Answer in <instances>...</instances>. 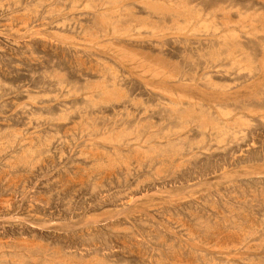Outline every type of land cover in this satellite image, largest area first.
I'll return each instance as SVG.
<instances>
[{
  "label": "rangeland",
  "instance_id": "rangeland-1",
  "mask_svg": "<svg viewBox=\"0 0 264 264\" xmlns=\"http://www.w3.org/2000/svg\"><path fill=\"white\" fill-rule=\"evenodd\" d=\"M262 184L264 0H0V264L261 254Z\"/></svg>",
  "mask_w": 264,
  "mask_h": 264
},
{
  "label": "bare ground",
  "instance_id": "bare-ground-1",
  "mask_svg": "<svg viewBox=\"0 0 264 264\" xmlns=\"http://www.w3.org/2000/svg\"><path fill=\"white\" fill-rule=\"evenodd\" d=\"M250 172H251V171H250ZM254 172H255V171H254ZM256 172H257V171H256ZM230 184H231V183H230ZM253 186H254V185H253ZM253 186H251V188H253ZM256 186H257V185H256ZM259 186H260V185L257 186V189L260 188L259 190H261V188L264 186V184H262L261 187H259ZM249 187H250V186H249ZM258 187H259V188H258ZM253 189H254V188H253ZM262 190H263V189H262ZM262 190H261V191H262ZM244 191H245V190H244ZM253 191H254V190H253ZM257 191H258V190H257ZM263 191H264V190H263ZM250 192H252V190H250ZM258 192H259V191H258ZM258 192H257V193H258ZM254 193H255V192H254ZM228 194H229V193H228ZM259 194H260V193H259ZM261 194H263V193H261ZM234 195H235V194H234ZM244 196H245V194H244ZM251 196H252V195H251ZM253 196H254V195H253ZM263 197H264V194H263ZM247 198H249V197L247 196ZM255 198H256V197H255ZM255 198H254V199H255ZM260 198H262V195H260ZM238 199H239V198H238ZM243 199H244V198H243ZM257 200H258V199H257ZM262 200H263V198H262ZM260 201H261V200H260ZM202 202H203V201H202ZM224 202H225V201H224ZM262 202H263V203H262ZM262 202L260 203V202L258 201V202L256 203L257 206H258L259 203L262 204V205L264 206V201H262ZM231 203H232V202H231ZM247 203H248V202H247ZM233 204H234V203H233ZM252 204H253V203H252ZM234 205H235V204H234ZM262 205H261V206H262ZM227 206H228V205H227ZM231 206H232V205H231ZM259 206H260V205H259ZM263 206H262V207H263ZM210 207H211V206H210ZM232 207H233V206H232ZM235 207H236V206H235ZM245 207H248V206H245ZM216 208H217V207H216ZM213 209H214V208H213ZM234 209H235V208H234ZM241 209H242V208H241ZM257 209L262 210L261 207H259V208L257 207ZM225 210H228V209H225ZM229 210H230V208H229ZM252 210H253V209H252ZM263 210H264V209H263ZM215 211H216V210H215ZM233 211H234V210H233ZM236 211H237V209H236ZM236 211H234V212L230 211V212H231V214H234L233 216L236 215V217H237L238 214H239L240 212H239V213L237 212L238 214H236ZM244 211H245V210H244ZM213 212H214V211H213ZM228 212H229V211H228ZM255 212H257V211H255ZM259 212H261V211H259ZM259 212H258V213H259ZM245 213H246V212H245ZM262 213H263V211H262ZM262 213H261V214H262ZM228 214H230V213H228ZM231 214H230V215H231ZM254 214H255V213H254ZM256 214H257V213H256ZM208 215H209L208 217H210V214H208ZM211 215H213V214L211 213ZM230 215H227V216H230ZM239 215H240V214H239ZM206 216H207V215H206ZM219 216H220V215H219ZM257 216H258V215H257ZM202 217H204V216H202ZM211 217H212V216H211ZM238 217H239V216H238ZM238 217H237V218H238ZM248 217H249V216H248ZM215 218H216V217H215ZM225 218H226V216H225ZM225 218H224V219H225ZM227 218H228V217H227ZM227 218H226V219H227ZM237 218L234 217V220L237 219ZM206 219H207V217H206ZM229 219H230V221H231L232 216H231L230 218H228V221H227V222H229ZM255 219H256V218H255ZM214 220H215V219H214ZM243 220H244V219H243ZM259 220H260V219H259ZM263 220H264V219H263ZM224 221H226V220H224ZM227 222H226V223H227ZM231 222H233V221H231ZM236 222H237V221H236ZM236 222H235V223H236ZM240 222H241V221H240ZM240 222H239V224H240ZM252 222H253V221H252ZM216 223H217V222H216ZM228 224H230V222H229ZM232 224H234V222L231 223V225H232ZM237 224H238V223H237ZM237 224H236V225H237ZM236 225H234L233 227H235ZM242 225H243V223H242ZM261 225H262V224H261ZM229 226H230V225H229ZM237 226H238V225H237ZM255 226H256V225H255ZM262 226H263V225H262ZM204 227H205V226H204ZM257 227H259V226H257ZM260 227H261V226H260ZM235 228H236V227H235ZM239 228H240V227H239ZM241 228H242V227H241ZM237 229H238V228H237ZM246 229H247V228H246ZM248 232H251V230L248 231ZM248 232H247V233H248ZM251 233H254V232H251ZM251 233H250L249 235H251ZM257 233H258V232H257ZM238 234H239V233H238ZM238 234H237V236H239ZM245 234H246V233H244L243 238H244V236H245L244 241L247 242L248 240H246V238H249V236L247 237L246 235H248V234H246V235H245ZM262 234H263V232H262ZM262 234H261V235H262ZM252 235H253V236H252ZM252 235H251L250 237H251V238H252V237L255 238L254 234H252ZM261 235H259V237H261ZM192 236H193V235H192ZM194 237H195V236H194ZM241 237H242V235H241ZM241 237H240V239H241ZM259 237H256V239L259 240ZM263 237H264V236H262V237L260 238V241H261V242H258L259 244H260V243H264V240L262 241V238H263ZM196 239H197V238H196ZM249 239H250V238H249ZM263 239H264V238H263ZM183 240H184V239H183ZM185 240H186V239H185ZM185 240H184V241H185ZM190 240H191V239H190ZM194 240H195V239H194ZM241 240H242V239H241ZM196 241H197V240H196ZM189 242H190V241H189ZM197 242H198V241H197ZM241 242H242V241H241ZM241 242H240V243H241ZM254 242H255V240H254ZM247 243H249V242H247ZM247 243L245 244V247H246ZM258 243H257V244H258ZM184 244H185V243H184ZM184 244H183V245H184ZM195 244H196V243H195ZM195 244H194V245H195ZM208 244H209V243H208ZM213 244H214V243H213ZM219 244H220V243H219ZM221 244H222V243H221ZM221 244H220V245H221ZM223 244H224V243H223ZM243 244H244V243H243ZM249 244H251V243H249ZM249 244H248V246H249V247H252V246H250ZM194 245H193V246H194ZM197 245H199V244H197ZM206 245H207V243H206ZM209 245H210V244H209ZM215 245H217V244H215ZM220 245H219V246H220ZM251 245H252V244H251ZM157 246H158V245H157ZM179 246H180V245H179ZM188 246H189V245H188ZM188 246H187V247H188ZM191 246H192V242H191ZM191 246H190V249H191ZM200 246H201V249H200V248H196V247H197L196 245L194 246V247H195V250H196V249H199V251H200V252L198 251V253H200V255H198V256H197V251H196V253H195L193 249H191V250L195 253L194 256H196V257L198 258V261H200L201 264H258V263H259V264H264V255H263V256L261 255V254H263L264 252H262L261 254L255 252L254 255H256V254H258V255L254 256L253 254H251L252 252H254V251L251 252V249H252V248L250 249V252H251V253H250V252H249V253H246V252L249 251V249H248L247 247H246L247 249L244 250L245 252H243V253H245V254H251V255H253V256H251V255H250V256H249V255H244V256H245V257H244V256H241L242 254L239 253V251H241L242 248L240 247V248H241V249H240L239 246H238L239 251H236V252H238L239 254H237V255L235 254V256H237V258H236L235 256H231V257H230V254H229V253H231V251H230L231 249H233V251L235 250L234 247L237 249V246H235V245H234V246H231V248L229 247V248H230V250H228L229 253H228V251H225V250L221 247V246H224V245H221L220 247L217 246V247H218V248L216 247L217 249H220V248H221L220 250L225 251V253H222V251H220V252H221L220 254H221L222 256H216V254H217L216 251H219V250H217L216 248H215V249H216V250H215V249L212 247L213 245H211V249H210L209 247H208V248H205V247H207V246H205V245H204L205 247H203V245H201V244L199 245V247H200ZM241 246H243V245H241ZM255 246H258V245H255ZM153 247H154V246H153ZM202 247L205 248V249H202ZM226 247H227V246H226ZM226 247H225V249H226ZM232 247H233V248H232ZM260 247H261V246H260ZM154 248H155V247H154ZM182 248H183V247H182ZM192 248H193V247H192ZM212 248L214 249V252H216V254H212V252H213V251H211ZM149 249H150V248H149ZM152 249H153V248H152ZM184 249H185V251H186L187 248H184ZM227 249H228V247H227ZM243 249H244V248H243ZM256 249H258V248H256ZM188 250H189V247H188ZM191 250H189V251H191ZM208 250H209V251H208ZM254 250H255V249H254ZM153 251H154V250H153ZM157 251H158V249H157ZM207 251L210 252V253L207 254ZM257 251H258V250H257ZM158 252H159V251H158ZM214 252H213V253H214ZM236 252L234 251V253H236ZM259 252H260V251H259ZM232 253H233V252H232ZM234 253H233V255H234ZM162 254H163V253H162ZM160 255H161V254H160ZM238 255H240V256H238ZM259 255H261L262 257L259 256ZM157 256H158V255H157ZM157 256H156V257H157ZM246 256H248V257H246ZM258 256H259L260 258H259L258 260H256L257 258H254V257H258ZM199 257H200V258H199ZM191 258H192V257H191ZM160 259H162V258H160ZM254 259H255V261H258V263L253 262ZM157 260H158V258H157ZM196 260H197V259H196ZM158 261H159V260H158ZM150 262H151V261H150ZM155 262H156V261H155ZM136 263H137V262H136ZM166 263H167V262H166ZM198 263H199V262H197L196 264H198ZM164 264H165V263H164ZM191 264H192V263H191Z\"/></svg>",
  "mask_w": 264,
  "mask_h": 264
}]
</instances>
